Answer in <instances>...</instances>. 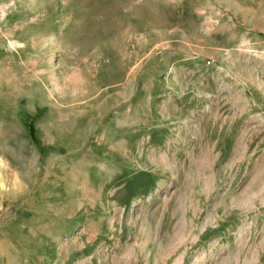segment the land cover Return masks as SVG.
Listing matches in <instances>:
<instances>
[{"label":"rangeland","instance_id":"obj_1","mask_svg":"<svg viewBox=\"0 0 264 264\" xmlns=\"http://www.w3.org/2000/svg\"><path fill=\"white\" fill-rule=\"evenodd\" d=\"M0 264H264V0H0Z\"/></svg>","mask_w":264,"mask_h":264},{"label":"bare ground","instance_id":"obj_2","mask_svg":"<svg viewBox=\"0 0 264 264\" xmlns=\"http://www.w3.org/2000/svg\"><path fill=\"white\" fill-rule=\"evenodd\" d=\"M15 2H17V1H15ZM10 6V5H9ZM13 6V5H12ZM6 7V6H5ZM5 7H4V9H5ZM10 8V7H9ZM13 9V8H12ZM6 10V9H5ZM9 13V12H8ZM2 16V15H1ZM42 20V19H41ZM12 45H15V43H12ZM13 47V46H12Z\"/></svg>","mask_w":264,"mask_h":264}]
</instances>
